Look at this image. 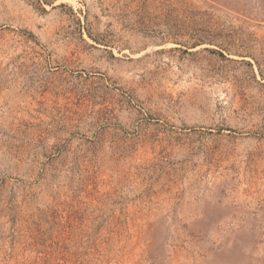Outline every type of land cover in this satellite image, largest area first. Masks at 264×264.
<instances>
[{
	"label": "rangeland",
	"instance_id": "1",
	"mask_svg": "<svg viewBox=\"0 0 264 264\" xmlns=\"http://www.w3.org/2000/svg\"><path fill=\"white\" fill-rule=\"evenodd\" d=\"M0 264H264V0H0Z\"/></svg>",
	"mask_w": 264,
	"mask_h": 264
}]
</instances>
